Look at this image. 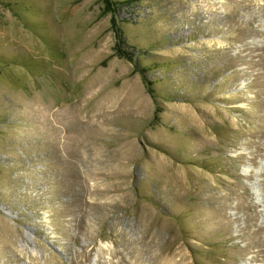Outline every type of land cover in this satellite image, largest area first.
I'll return each instance as SVG.
<instances>
[{"label":"rangeland","instance_id":"1","mask_svg":"<svg viewBox=\"0 0 264 264\" xmlns=\"http://www.w3.org/2000/svg\"><path fill=\"white\" fill-rule=\"evenodd\" d=\"M0 264H264V0H0Z\"/></svg>","mask_w":264,"mask_h":264},{"label":"trees","instance_id":"2","mask_svg":"<svg viewBox=\"0 0 264 264\" xmlns=\"http://www.w3.org/2000/svg\"><path fill=\"white\" fill-rule=\"evenodd\" d=\"M117 46H118V45H117ZM117 49H118V47H117ZM117 49H116V50H117Z\"/></svg>","mask_w":264,"mask_h":264},{"label":"bare ground","instance_id":"3","mask_svg":"<svg viewBox=\"0 0 264 264\" xmlns=\"http://www.w3.org/2000/svg\"><path fill=\"white\" fill-rule=\"evenodd\" d=\"M152 244V243H151Z\"/></svg>","mask_w":264,"mask_h":264}]
</instances>
